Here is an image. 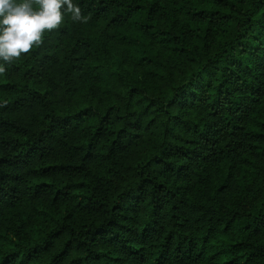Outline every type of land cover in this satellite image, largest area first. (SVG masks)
<instances>
[{
  "label": "trees",
  "instance_id": "trees-1",
  "mask_svg": "<svg viewBox=\"0 0 264 264\" xmlns=\"http://www.w3.org/2000/svg\"><path fill=\"white\" fill-rule=\"evenodd\" d=\"M74 2L0 75V264H264V0Z\"/></svg>",
  "mask_w": 264,
  "mask_h": 264
},
{
  "label": "clouds",
  "instance_id": "clouds-1",
  "mask_svg": "<svg viewBox=\"0 0 264 264\" xmlns=\"http://www.w3.org/2000/svg\"><path fill=\"white\" fill-rule=\"evenodd\" d=\"M0 0V75L5 64H12L22 54H30L43 44L46 31H56L65 15L74 22L87 23L89 17L74 0Z\"/></svg>",
  "mask_w": 264,
  "mask_h": 264
}]
</instances>
